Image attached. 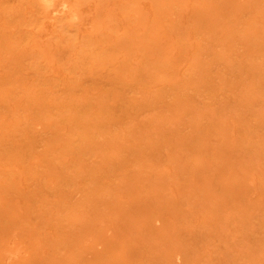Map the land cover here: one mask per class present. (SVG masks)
<instances>
[{
    "label": "rangeland",
    "instance_id": "obj_1",
    "mask_svg": "<svg viewBox=\"0 0 264 264\" xmlns=\"http://www.w3.org/2000/svg\"><path fill=\"white\" fill-rule=\"evenodd\" d=\"M51 3L0 0V264H264V0Z\"/></svg>",
    "mask_w": 264,
    "mask_h": 264
},
{
    "label": "bare ground",
    "instance_id": "obj_2",
    "mask_svg": "<svg viewBox=\"0 0 264 264\" xmlns=\"http://www.w3.org/2000/svg\"><path fill=\"white\" fill-rule=\"evenodd\" d=\"M44 1L47 2L49 6H50V5H53V3H51L52 0H44ZM63 3H64V2H63ZM65 6H67V5H65ZM55 7L59 8L58 6H55ZM61 7H62V6H61ZM61 7H60L59 9H57V10H58V11H57V10L54 8V6H53L52 10H56V12H57V14H58V13H61L60 11H62V12L65 11V8H64V10H61ZM63 7H64V6H63ZM66 9H67V8H66ZM52 10H51V11H52ZM65 12H66V11H65ZM53 13H54L53 16L57 15V14H55V12H53ZM50 15H52V12H51Z\"/></svg>",
    "mask_w": 264,
    "mask_h": 264
}]
</instances>
